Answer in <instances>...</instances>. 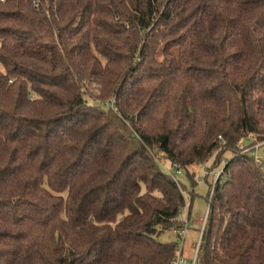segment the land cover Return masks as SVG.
Instances as JSON below:
<instances>
[{
	"label": "trees",
	"instance_id": "16d2710c",
	"mask_svg": "<svg viewBox=\"0 0 264 264\" xmlns=\"http://www.w3.org/2000/svg\"><path fill=\"white\" fill-rule=\"evenodd\" d=\"M248 135L264 0H0V264H168L185 186L155 155L194 186L226 151L196 264H264Z\"/></svg>",
	"mask_w": 264,
	"mask_h": 264
},
{
	"label": "rangeland",
	"instance_id": "374dc122",
	"mask_svg": "<svg viewBox=\"0 0 264 264\" xmlns=\"http://www.w3.org/2000/svg\"><path fill=\"white\" fill-rule=\"evenodd\" d=\"M91 91H94L92 87H89ZM252 135H248L247 137L240 139L239 146L241 147H247L248 143L253 142ZM260 146L258 148V155L260 157H264V142H259ZM159 154V153H158ZM230 151H226L221 156L220 161L217 163L218 165L214 166L212 164V159L208 160L206 163L202 165H197L192 167L194 178L196 180V184L194 186H191L187 173L185 170L177 176V181L180 185L185 186V193H183L185 197V206L182 208L179 220L182 221L183 219L186 220L188 229L186 236L184 238V241L182 243L181 247V255L188 259L189 261L192 260L193 256V244L199 239V233H200V227H201V221L203 220V216L205 215L206 209L208 207V199H207L210 185L218 179V177L215 175V172L222 169L224 160L226 158H229L231 156ZM160 158H163L161 154H159ZM159 158L160 163H162L161 159ZM164 159V158H163ZM214 166V167H212ZM262 168L264 170V164L262 165ZM170 165L168 161L163 162L162 169L166 170L169 169ZM205 170L209 174L205 176ZM213 189L211 188V191ZM210 191V193H211ZM160 240L162 241H169L173 240L176 241V235L172 233L171 231H165L162 235H160ZM179 245V244H178Z\"/></svg>",
	"mask_w": 264,
	"mask_h": 264
},
{
	"label": "built area",
	"instance_id": "2783aa9c",
	"mask_svg": "<svg viewBox=\"0 0 264 264\" xmlns=\"http://www.w3.org/2000/svg\"><path fill=\"white\" fill-rule=\"evenodd\" d=\"M2 1V0H1ZM113 101H111L110 106H112ZM260 144L256 143L254 145H251L250 147H241V145L239 147L243 148V151H250L254 160L259 164V165H263L264 164V157H260L258 155V148H259ZM157 162L159 163V165L162 167L163 166V162H165L166 160L163 158L159 157V154L157 153L155 155ZM159 158L161 159L162 163H160ZM169 163V162H168ZM170 168L164 170L167 174H169L171 177H173L174 179L177 178V176H179L182 173V169L177 166L176 164H170ZM222 173V169H220L219 171L215 172V175L217 177L220 176V174ZM209 173L206 172L205 170V176L208 175ZM185 193V192H183ZM212 195V191L210 193V198ZM209 198V200H210ZM207 212H208V207L206 209L205 215L203 216V220L201 221V227H200V233H199V239L194 242L193 244V256H192V260L189 261L188 259H186L185 257H183L181 255V247H182V243L184 241V238L186 236L187 233V229H188V225L186 220H183V223L181 226L177 227V228H173L171 230L172 233H174L176 235V239H177V247H176V255L170 260V262L168 264H196V259H197V252H198V248H199V244H200V240H201V235H202V231L204 229V224H205V220H206V216H207ZM179 244V245H178Z\"/></svg>",
	"mask_w": 264,
	"mask_h": 264
}]
</instances>
